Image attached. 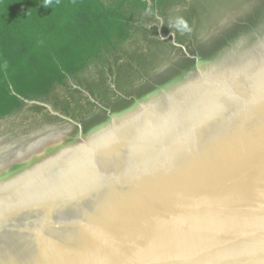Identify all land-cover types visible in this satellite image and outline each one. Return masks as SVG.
<instances>
[{"label":"water","instance_id":"obj_1","mask_svg":"<svg viewBox=\"0 0 264 264\" xmlns=\"http://www.w3.org/2000/svg\"><path fill=\"white\" fill-rule=\"evenodd\" d=\"M254 28L186 72L199 43L63 134L6 147L0 264H264V21Z\"/></svg>","mask_w":264,"mask_h":264},{"label":"trees","instance_id":"obj_2","mask_svg":"<svg viewBox=\"0 0 264 264\" xmlns=\"http://www.w3.org/2000/svg\"><path fill=\"white\" fill-rule=\"evenodd\" d=\"M149 1L151 5L147 0H51L50 4L46 0H0V122L15 115L23 120L38 116L40 108L26 107L27 102L60 96L70 78L128 42L142 14H159L175 0ZM262 20L264 0H255L226 32L200 43L191 56L209 57L227 44L235 31ZM190 62L188 59L187 64ZM171 78L172 74L162 75L157 84L138 91L135 99L145 98ZM131 101H122L114 112L127 110ZM104 119L105 115L96 117L93 128ZM88 129L90 126L83 127V135Z\"/></svg>","mask_w":264,"mask_h":264},{"label":"rangeland","instance_id":"obj_3","mask_svg":"<svg viewBox=\"0 0 264 264\" xmlns=\"http://www.w3.org/2000/svg\"><path fill=\"white\" fill-rule=\"evenodd\" d=\"M252 1L175 0L159 14H142L133 26L132 38L81 75L70 78L60 96L27 102L26 107L40 108L38 116L24 121L15 115L1 121L0 156L13 150L6 147L32 144L46 133L63 134L136 92ZM177 17L187 21L190 32L181 34L173 26ZM59 98L64 99L59 102Z\"/></svg>","mask_w":264,"mask_h":264},{"label":"clouds","instance_id":"obj_4","mask_svg":"<svg viewBox=\"0 0 264 264\" xmlns=\"http://www.w3.org/2000/svg\"><path fill=\"white\" fill-rule=\"evenodd\" d=\"M46 3L47 4H50L51 3V0H46ZM173 26L176 27V29L178 31H180L181 34H183L185 32H190L191 31V29H190L187 21L184 20L182 17L175 18V21L173 23Z\"/></svg>","mask_w":264,"mask_h":264},{"label":"flooded vegetation","instance_id":"obj_5","mask_svg":"<svg viewBox=\"0 0 264 264\" xmlns=\"http://www.w3.org/2000/svg\"><path fill=\"white\" fill-rule=\"evenodd\" d=\"M263 21H264V20H262V22H263ZM260 22H261V21H260ZM255 26L257 27V25H255ZM255 26L251 27V29H255V28H254ZM258 28H259V27H258ZM214 54H215V53H214ZM214 54L210 55L209 57L213 56ZM196 58L199 59V60H202V58L197 57V56H195V57H194V56L189 57V59H190L191 62H190V66L188 67V69H186V72H187L188 70L194 68V66H195V59H196ZM207 58H208V57H207ZM192 61H193V62H192ZM191 63H192V64H191ZM184 72H185V71H184ZM186 72H185V73H186ZM173 80H174V79H173ZM173 80H171V81H173ZM107 114H108V113H107ZM107 116H108V115H107ZM79 129L82 131V134H83L82 126H80ZM93 129H94V128H93ZM93 129H92V130H93ZM90 131H91V130H90ZM77 132H78V128H77ZM77 132L73 133V134H72V137H75L76 134H77ZM72 137H70V138H72ZM67 138H68V137H67ZM67 138H66V139H67ZM8 144H9V143H8Z\"/></svg>","mask_w":264,"mask_h":264}]
</instances>
